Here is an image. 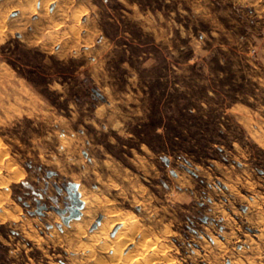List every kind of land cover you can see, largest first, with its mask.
I'll return each mask as SVG.
<instances>
[{"label": "rangeland", "instance_id": "374dc122", "mask_svg": "<svg viewBox=\"0 0 264 264\" xmlns=\"http://www.w3.org/2000/svg\"><path fill=\"white\" fill-rule=\"evenodd\" d=\"M254 7L0 0V264H264Z\"/></svg>", "mask_w": 264, "mask_h": 264}, {"label": "crops", "instance_id": "0c3cea01", "mask_svg": "<svg viewBox=\"0 0 264 264\" xmlns=\"http://www.w3.org/2000/svg\"><path fill=\"white\" fill-rule=\"evenodd\" d=\"M246 1H247L248 4L252 3L253 6H255L254 9H253V12H254L255 15H257V16H259V14H263L264 15V10L261 11V7L263 6V4L262 5L260 4L261 2H259L258 4H254L255 0L254 1L243 0V3H245ZM258 21H260V19H258Z\"/></svg>", "mask_w": 264, "mask_h": 264}, {"label": "bare ground", "instance_id": "6f19581e", "mask_svg": "<svg viewBox=\"0 0 264 264\" xmlns=\"http://www.w3.org/2000/svg\"><path fill=\"white\" fill-rule=\"evenodd\" d=\"M149 239V238H148ZM152 245V244H151ZM153 246H154V244H153ZM150 248V247H149ZM147 250V249H146ZM156 250H157V248H156ZM157 252V251H156ZM163 255V254H162ZM160 257V256H159ZM168 260V259H167Z\"/></svg>", "mask_w": 264, "mask_h": 264}]
</instances>
